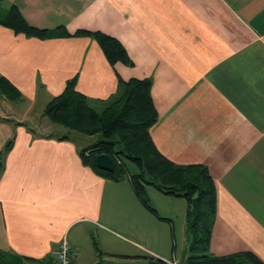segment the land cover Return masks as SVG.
Listing matches in <instances>:
<instances>
[{
    "label": "crops",
    "instance_id": "obj_1",
    "mask_svg": "<svg viewBox=\"0 0 264 264\" xmlns=\"http://www.w3.org/2000/svg\"><path fill=\"white\" fill-rule=\"evenodd\" d=\"M13 5L50 36L0 23V73L18 89L13 98L0 91V155L13 140L0 166V249L48 264L67 236L71 264H118L129 234L142 240L138 259L187 264V200L148 185L149 210L134 171L119 180L98 173L83 162L86 146L53 131L61 124L45 114L73 77L99 111L122 93L120 79L148 77L156 147L214 179L210 251L264 261V0H0V20ZM59 26L117 38L133 64L112 65L92 35L60 36Z\"/></svg>",
    "mask_w": 264,
    "mask_h": 264
},
{
    "label": "trees",
    "instance_id": "obj_2",
    "mask_svg": "<svg viewBox=\"0 0 264 264\" xmlns=\"http://www.w3.org/2000/svg\"><path fill=\"white\" fill-rule=\"evenodd\" d=\"M0 23L17 33L46 38L50 29L35 26L27 21L16 5H13ZM60 36L92 35L109 62L132 65L124 45L115 37L101 31L78 30L70 33L59 26ZM77 77L69 79L64 90L50 100L45 114L55 123L76 130L81 134H102L103 138L84 147L80 154L83 162L98 173L115 180L127 177L128 163L135 164L138 171L131 174L135 190L143 204L156 213L150 204L147 186H154L163 193L184 197L188 202V234L190 256L187 264H264L255 253L241 251L217 256L210 251L213 222L217 210V192L214 179L203 164L179 165L165 157L156 147L150 129L158 119L152 97L151 78L120 79L122 93L109 101L99 111L90 99L77 90ZM0 91L13 98L18 89L0 73ZM66 137H60L64 139ZM13 144L10 140L0 155L2 158ZM107 153L114 160V170L98 167L96 157ZM120 160V162H119ZM97 250L98 246L95 243ZM22 257L12 258L0 249V264H23ZM39 261V260H38ZM42 262V261H40ZM57 264L55 255L46 262Z\"/></svg>",
    "mask_w": 264,
    "mask_h": 264
},
{
    "label": "rangeland",
    "instance_id": "obj_3",
    "mask_svg": "<svg viewBox=\"0 0 264 264\" xmlns=\"http://www.w3.org/2000/svg\"><path fill=\"white\" fill-rule=\"evenodd\" d=\"M32 120L34 122L38 121L39 117H37V115H35V113L34 114L32 113ZM43 122H45V121H43ZM55 127L56 128L52 129L53 131H56L58 133H67V134H69V136L72 139H74L78 145H81V146H88L89 144H91V143L103 138L102 134H100V133H97L95 135H85V134H81V133H79L77 131H73L72 129H70V128L66 127V126L64 127V126L56 124ZM128 166H129V169L131 171H134V172L138 171V167H136L135 164L129 162ZM155 202L156 201H152V199H151L152 205L156 204ZM123 240L125 241V244H124V249L122 251L125 252L126 254H129V256L127 258H125L124 260H121V262H118V264H120V263L121 264H149V263H146V262L142 261V259H138L137 258L138 256L136 255V254H145L144 252H142L139 249L138 245L135 243L137 240H139V241H142V240L136 239L135 236H132V235H129V234H125L124 237H123ZM162 246H164L166 248V244H163ZM184 246L187 248L186 250L188 251V246H189L188 245V240L185 243V245H184L183 242L179 241L178 248H177L178 255H180V253L183 250ZM190 246H191V244H190ZM189 252H190V250H189ZM154 254L155 253H153V255ZM157 258L158 257H156V259L154 260V261H156V262H154V264H165L163 261L161 262V261L157 260ZM147 259H150V258H147Z\"/></svg>",
    "mask_w": 264,
    "mask_h": 264
},
{
    "label": "built area",
    "instance_id": "obj_4",
    "mask_svg": "<svg viewBox=\"0 0 264 264\" xmlns=\"http://www.w3.org/2000/svg\"><path fill=\"white\" fill-rule=\"evenodd\" d=\"M55 257L57 260V264H71L72 249L67 236H63L62 240L60 241L59 247L55 253Z\"/></svg>",
    "mask_w": 264,
    "mask_h": 264
},
{
    "label": "water",
    "instance_id": "obj_5",
    "mask_svg": "<svg viewBox=\"0 0 264 264\" xmlns=\"http://www.w3.org/2000/svg\"><path fill=\"white\" fill-rule=\"evenodd\" d=\"M96 163L100 169L106 171H113L115 167L113 158L107 153L97 155Z\"/></svg>",
    "mask_w": 264,
    "mask_h": 264
}]
</instances>
